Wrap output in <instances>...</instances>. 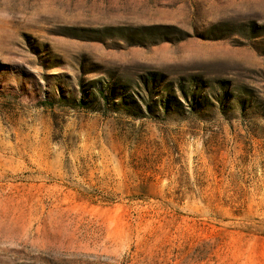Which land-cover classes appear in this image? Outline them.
Here are the masks:
<instances>
[{
    "label": "rangeland",
    "instance_id": "rangeland-1",
    "mask_svg": "<svg viewBox=\"0 0 264 264\" xmlns=\"http://www.w3.org/2000/svg\"><path fill=\"white\" fill-rule=\"evenodd\" d=\"M0 264H264V0H0Z\"/></svg>",
    "mask_w": 264,
    "mask_h": 264
},
{
    "label": "trees",
    "instance_id": "trees-1",
    "mask_svg": "<svg viewBox=\"0 0 264 264\" xmlns=\"http://www.w3.org/2000/svg\"><path fill=\"white\" fill-rule=\"evenodd\" d=\"M155 30H163V29L160 28V29H155Z\"/></svg>",
    "mask_w": 264,
    "mask_h": 264
}]
</instances>
